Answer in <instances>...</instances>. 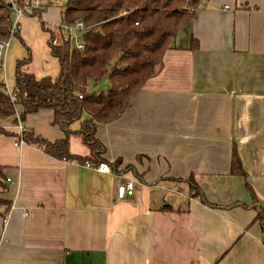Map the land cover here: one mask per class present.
Masks as SVG:
<instances>
[{
    "label": "crops",
    "instance_id": "1",
    "mask_svg": "<svg viewBox=\"0 0 264 264\" xmlns=\"http://www.w3.org/2000/svg\"><path fill=\"white\" fill-rule=\"evenodd\" d=\"M36 2L56 32L65 0ZM32 22L40 38V21L23 16L3 56L0 83L10 91ZM189 34L198 49H187ZM174 47L123 113L97 126L103 158L117 167L109 174L19 144L20 106L0 120L14 135L0 134V167L11 180L0 264H264V0H208ZM37 48L45 66L22 70L39 79L56 66L48 47L38 41ZM52 120V111L41 110L21 126L53 142L63 133ZM68 152L89 155L74 135ZM190 177L217 207L191 197ZM127 183L132 194L120 198Z\"/></svg>",
    "mask_w": 264,
    "mask_h": 264
},
{
    "label": "trees",
    "instance_id": "2",
    "mask_svg": "<svg viewBox=\"0 0 264 264\" xmlns=\"http://www.w3.org/2000/svg\"><path fill=\"white\" fill-rule=\"evenodd\" d=\"M27 17L40 21L43 33L48 34L46 42L50 55L57 61L55 77L37 79L22 70L30 63L31 54L15 65L13 100L0 83V120L15 115V107L22 111V122L28 115L41 110L53 112L52 124L63 133V138L50 142L30 132L22 133L26 144L40 147L54 159L74 161L78 165L106 163L105 149L96 138L98 125L117 119L129 104L131 98L147 80L155 76L162 67L163 54L173 49L176 36L194 19L199 0H65L60 12L58 34L60 42L53 45L56 32L41 21L42 9L26 11L23 0H13ZM13 13L7 0H0V41L12 36ZM81 23L82 49L73 46L71 39L62 37V27ZM189 50L198 49V41L189 34ZM107 78L106 89L90 93L89 88L97 86ZM14 123L17 124L16 120ZM77 124L76 128L73 125ZM0 134H13L0 128ZM74 135L82 139L88 148L87 157L73 156L68 152V138ZM14 136V135H13ZM15 137H18L15 135ZM120 161L117 160V164ZM233 168H239L236 153L232 154ZM117 167L111 165V170ZM239 174H242L240 172ZM187 181L191 197L198 198L208 207L215 208L203 197L192 177ZM247 189H251L246 184ZM8 190L5 175L0 167V208L6 214L11 206L3 198ZM252 194V192H251ZM262 221V211L257 215ZM263 224V223H262Z\"/></svg>",
    "mask_w": 264,
    "mask_h": 264
},
{
    "label": "built area",
    "instance_id": "3",
    "mask_svg": "<svg viewBox=\"0 0 264 264\" xmlns=\"http://www.w3.org/2000/svg\"><path fill=\"white\" fill-rule=\"evenodd\" d=\"M23 1L27 5V8H26L27 12L30 11L31 9H33L34 7L38 8L36 0H23ZM207 3H208V0H199V6H204ZM11 11L13 13V22H12V27H11L12 28L11 29L12 30L11 34H12L17 29L18 20L20 18H22L23 16H26V15L16 5H12L11 6ZM82 29H84V26L81 23H76L75 25H66V26L62 27V30H64V32H63L64 37L69 38V39H71V35H72L73 32H75L77 30H82ZM9 40H10V38L8 40L0 41V70H2L4 68L3 56H4L5 51L9 47ZM56 44H57V42L54 41L53 45H56ZM75 44L76 45L78 44L76 39H75ZM76 47L78 49H82V45H77ZM3 89L7 92V94L10 97V99L13 100L12 90L10 91V89L7 86H5V85H3ZM17 130H18V132H17L18 143L22 144L23 143L22 133L24 132V130H23V127L21 126V121L19 119L17 120ZM67 162H69L71 164L78 165L74 161H67ZM80 166H83L85 168H91L93 170H96L97 172L104 173V174L111 173V169L106 163H99L97 165H92V164H89V163H85V164H82ZM6 182H7V184H10L11 180L6 179ZM132 190H133L132 184L131 183H127L124 186H121V187L118 188V195H119L120 198H123L124 195L130 196L132 194Z\"/></svg>",
    "mask_w": 264,
    "mask_h": 264
},
{
    "label": "rangeland",
    "instance_id": "4",
    "mask_svg": "<svg viewBox=\"0 0 264 264\" xmlns=\"http://www.w3.org/2000/svg\"><path fill=\"white\" fill-rule=\"evenodd\" d=\"M33 24H36V23L32 22V24L31 23H27V25H26V27H30L28 29V31H27V41H28V43L30 44V46L32 48L29 45L26 44L25 47L23 46V49L26 50V48H28L29 52L31 54L30 63L27 64V65H32V63H33L32 66L41 67V66H45V64H44V60H43V53H41L40 49L37 48V42L41 41L43 46H45V48H47L46 42L44 41V35L45 34L41 30L40 23H38L39 24V27H38V31L39 32H37V34L40 35V38L36 40V38L34 37V33H36V30L33 33V26H32ZM55 31L57 33L55 41L56 42H60L61 35L58 34V27L56 28ZM63 32H64V30H62V37L64 35ZM81 36H82V32L80 30H77V31L72 33V35H71V43H72L73 46L81 45V42H80L81 41ZM75 39L78 42L77 45L75 44ZM26 57H27V55H26ZM52 60H53V62L55 64V66H56V71L52 72V65L50 64V65L47 66V68L45 69L44 74L42 76L49 75L51 77H55L57 75V73H58L57 62H56V60L54 58H52ZM39 77H41V76H39ZM0 78H1V74H0ZM107 85H108V81H107V78L105 77L98 83L97 86H94V87L91 86L89 88V92L90 93H98L99 91L106 89ZM74 126H76V124Z\"/></svg>",
    "mask_w": 264,
    "mask_h": 264
}]
</instances>
